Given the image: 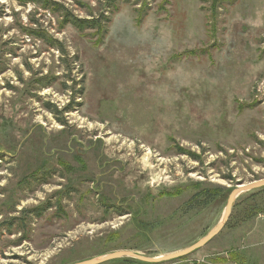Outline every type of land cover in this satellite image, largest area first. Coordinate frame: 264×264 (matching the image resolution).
I'll use <instances>...</instances> for the list:
<instances>
[{
	"label": "rangeland",
	"instance_id": "374dc122",
	"mask_svg": "<svg viewBox=\"0 0 264 264\" xmlns=\"http://www.w3.org/2000/svg\"><path fill=\"white\" fill-rule=\"evenodd\" d=\"M263 179L264 0H0V264L175 253L228 200L188 210L192 190L162 191ZM230 252L264 264V191L159 264Z\"/></svg>",
	"mask_w": 264,
	"mask_h": 264
},
{
	"label": "water",
	"instance_id": "95a60500",
	"mask_svg": "<svg viewBox=\"0 0 264 264\" xmlns=\"http://www.w3.org/2000/svg\"><path fill=\"white\" fill-rule=\"evenodd\" d=\"M261 189H264V179L259 180L250 184H242L239 186H236L231 194L229 195L227 204H226V210H225V215L223 220L218 224V226L214 229H212L205 237H203L201 240H199L197 243L194 245L185 248L181 251L175 252V253H170L167 255H164L159 258H149V257H144L141 253L138 252H132V251H119V252H114L111 254H106L101 257H97L91 260L83 261L77 264H102L108 261H113L117 259H122V258H132L135 260H138L143 263H149V264H159L167 261H172L176 259H180L183 257H186L195 251H198L199 249L205 247L208 243H210L218 234L225 228L226 224L230 220V217L232 215V211L234 208V205L238 198L241 195L259 191Z\"/></svg>",
	"mask_w": 264,
	"mask_h": 264
},
{
	"label": "trees",
	"instance_id": "16d2710c",
	"mask_svg": "<svg viewBox=\"0 0 264 264\" xmlns=\"http://www.w3.org/2000/svg\"><path fill=\"white\" fill-rule=\"evenodd\" d=\"M68 16V19L65 22H68L72 24L75 28L79 29L80 31H84L86 29L88 30H99L102 28V22L98 19H80L78 17H75L73 15H70L66 13ZM103 18V16H101ZM101 18V19H102ZM106 23L109 22L107 18ZM183 153V151L181 152ZM191 153H189L190 155ZM192 155V154H191ZM185 190H192L194 195L190 200L186 203V207L188 210H196V208L203 207V208H208L210 205L215 204L218 202L222 197L226 196L225 199L228 200L229 195L231 194L233 189H225L217 186H212V185H206L204 183H192L191 185H187L184 190L177 188L176 193L170 192V191H162L159 195V198H166L167 196H170V194L174 196H179L182 194L183 191ZM260 192H263L264 189L259 190ZM257 191V192H259ZM175 192V191H174ZM219 199V200H218ZM218 200V201H217ZM227 204V203H226ZM40 210L44 209H36L32 211L33 213L36 212L37 216H41ZM262 212V211H260ZM230 258L227 259H221L223 262H234V263H241V260L239 259V254L237 252H230ZM219 259H215L213 261L219 262Z\"/></svg>",
	"mask_w": 264,
	"mask_h": 264
}]
</instances>
